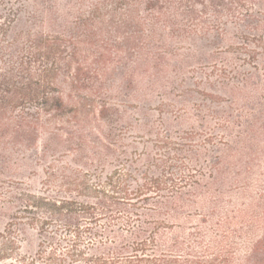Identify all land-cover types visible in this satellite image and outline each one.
<instances>
[{
    "label": "rangeland",
    "instance_id": "rangeland-1",
    "mask_svg": "<svg viewBox=\"0 0 264 264\" xmlns=\"http://www.w3.org/2000/svg\"><path fill=\"white\" fill-rule=\"evenodd\" d=\"M199 1L202 4L192 3L194 17L179 18L187 31H161L164 48L157 51L164 57V68L151 70L149 79L127 81L120 77L129 62L111 65L113 69L107 71L101 97L109 108L98 113L100 100L96 98L88 113L89 146L81 157L91 166L74 164L70 156L58 155L60 150L49 149L42 158L39 141L22 152L24 165L6 171L0 161V201L19 191L47 193L48 165L56 167L66 160L88 170L90 186L117 170L114 176L120 174L119 179L131 188L154 176L165 178L169 187L157 199L117 203L92 231L112 230L130 242L133 236L124 220L137 211L140 217L134 226H145L146 234H155L158 243L177 240L197 251L201 250L197 240L202 247L223 236V241L226 237L232 241L233 233L244 224L262 228L264 233V219L251 221L255 214L264 217V0H244L243 6L233 0ZM27 20L21 13L10 35ZM109 131L112 140L106 137ZM95 151L103 154V164L93 155ZM55 173L60 175L58 170ZM94 174L98 176L93 178ZM12 180L19 181V189L12 188ZM163 198L166 201L159 202ZM78 200L95 201L92 196ZM11 212L6 209L0 218V230ZM35 214L44 218L39 209ZM28 215L24 213L20 220L24 224L15 228L22 229L19 253L32 255L42 236L36 226L26 224ZM50 229L55 231V226ZM244 253L241 250L239 255Z\"/></svg>",
    "mask_w": 264,
    "mask_h": 264
},
{
    "label": "trees",
    "instance_id": "trees-1",
    "mask_svg": "<svg viewBox=\"0 0 264 264\" xmlns=\"http://www.w3.org/2000/svg\"><path fill=\"white\" fill-rule=\"evenodd\" d=\"M88 1L0 0V161L6 171L24 165L22 152L39 141L42 158L49 149L60 150L58 155L70 156L74 164L91 166L81 157L89 146L86 132L92 125L88 113L96 98L100 100L98 113L109 108L101 95L111 65L129 62L120 80L149 79L151 70L164 68V57L157 51L164 48L161 31H187L179 18L194 17L192 3L202 4L199 0H94L84 10ZM232 2L244 5V0ZM21 13L28 20L10 35ZM150 46L155 50L150 51ZM106 137L114 139L111 131ZM105 149L110 151L108 145ZM93 155L103 164L102 153ZM115 172L90 186L87 169L61 160L56 167H47V193H9L10 199L0 201V218L12 209L0 230V264H264V233L251 224L235 231L232 241L227 237L223 241V236L202 247L197 240L200 251L177 240L158 243L155 234H146L145 226H134L140 217L137 211L124 220L126 231L133 236L130 242L112 230L92 231L117 203L157 199L163 197V189H169L165 178L158 176L131 188ZM12 182V188L19 189V181ZM89 196L95 201L78 200ZM38 209L43 219L35 214ZM24 213L29 214L26 224L36 226L42 236L32 255L19 253L22 229L15 227L24 224L20 222ZM261 216L255 214L251 221L261 222ZM258 231V238L251 241ZM196 236L202 238L199 232ZM241 250L245 252L242 256Z\"/></svg>",
    "mask_w": 264,
    "mask_h": 264
}]
</instances>
